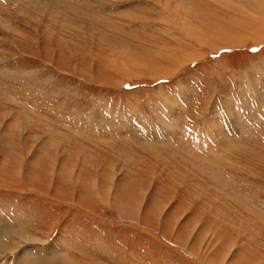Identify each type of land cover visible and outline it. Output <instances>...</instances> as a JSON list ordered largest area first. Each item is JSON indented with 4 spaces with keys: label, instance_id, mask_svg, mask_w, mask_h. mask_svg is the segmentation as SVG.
<instances>
[{
    "label": "rangeland",
    "instance_id": "obj_1",
    "mask_svg": "<svg viewBox=\"0 0 264 264\" xmlns=\"http://www.w3.org/2000/svg\"><path fill=\"white\" fill-rule=\"evenodd\" d=\"M260 21L264 0H0V264H264Z\"/></svg>",
    "mask_w": 264,
    "mask_h": 264
},
{
    "label": "bare ground",
    "instance_id": "obj_2",
    "mask_svg": "<svg viewBox=\"0 0 264 264\" xmlns=\"http://www.w3.org/2000/svg\"><path fill=\"white\" fill-rule=\"evenodd\" d=\"M158 1V0H157ZM159 1H161V0H159ZM160 4V3H159ZM186 4V3H185ZM161 5V4H160ZM163 6V5H162ZM189 6V5H188ZM164 7V6H163ZM186 7V6H185ZM45 8V7H44ZM234 8V7H233ZM187 10V9H186ZM186 10L184 9V7H182L181 5H176V7H173V9H170L169 11L172 13V17L174 16V19L176 20V22L177 23H179L178 25L181 27V29L182 30H186L187 32L186 33H188V31H190L191 33H197L200 37L201 36H206V35H208L209 34V36H210V34H213V36H212V39H214V40H218L219 42H232V43H237V44H239V45H242L241 44V41L238 39V40H234V39H231V38H229L228 37V35L226 36V35H224L225 33L224 32H222L223 30H221L220 28H218V26L217 25H215V24H212V23H210L207 19H203L204 20V22L202 23V25L200 26V28H202L201 30L200 29H198L199 27H197V26H195V22H198V24L200 23V21H198V20H193V18H187V14H189V13H186ZM191 10V9H190ZM228 10V9H227ZM45 11V10H44ZM194 11V10H193ZM191 12V11H190ZM196 13V12H195ZM255 19V18H254ZM253 19V20H254ZM257 19H262L260 16L259 17H257ZM251 20H252V18H251ZM239 21V20H238ZM256 21V20H255ZM254 21V22H255ZM93 23V22H92ZM217 23H218V21H217ZM222 23V22H221ZM241 23V22H240ZM247 23V22H246ZM227 24V23H226ZM253 24V23H252ZM260 24H264L263 22H261L260 21ZM260 24H258V25H260ZM65 25V24H64ZM89 25V24H88ZM200 25V24H199ZM212 26V28H209V26ZM243 25V24H242ZM245 25V24H244ZM223 26V25H222ZM235 26H237V25H235ZM249 26V25H248ZM264 26V25H263ZM259 27V26H258ZM262 27V26H261ZM249 28H251V27H249ZM260 28V27H259ZM259 28H257V29H259ZM252 29V28H251ZM247 31V30H246ZM245 31V32H246ZM252 31H254V29L252 30ZM252 31H249V33L250 32H252ZM257 31V30H256ZM255 31V32H256ZM259 31V30H258ZM205 32H206V34H205ZM264 32V31H263ZM229 33V32H228ZM240 33V32H239ZM247 34H248V32H246ZM261 33V32H260ZM189 34V33H188ZM205 34V35H204ZM255 35V34H254ZM194 36H195V34H194ZM246 36V35H245ZM262 36V35H261ZM260 36V37H261ZM239 37H241V36H239ZM238 37V38H239ZM243 37V36H242ZM250 37V36H249ZM252 37V36H251ZM254 37V36H253ZM232 38H234V37H232ZM255 38V37H254ZM202 44H204V41L203 42H201ZM115 48V47H114ZM170 54V53H169ZM119 56H120V54H119ZM122 56V55H121ZM173 55H169V56H167V58H169V59H171V57H172ZM174 57V56H173ZM177 58V57H176ZM180 58V57H179ZM108 60V59H107ZM168 60V59H167ZM174 60V59H173ZM178 60V59H177ZM170 61H172V60H170ZM122 62V61H121ZM124 62V61H123ZM142 62V61H141ZM179 62V61H178ZM143 64H144V62H143ZM143 64H141V63H135L133 66H132V64H131V72H132V74H134L135 73V71L136 70H139L140 69V67H142V68H149V66L147 65V64H145V66L143 65ZM114 66V65H113ZM115 67V66H114ZM116 68H117V66H116ZM123 68H126V67H124L123 66ZM123 68H121L120 67V69L122 70ZM155 70H156V68H155ZM2 115V114H1ZM176 119V118H175ZM222 138H223V136H221ZM224 138H226L225 136H224ZM219 139V138H218ZM25 239V238H24ZM26 241H28V240H26ZM67 260V259H66ZM69 261H71V260H69Z\"/></svg>",
    "mask_w": 264,
    "mask_h": 264
},
{
    "label": "crops",
    "instance_id": "obj_3",
    "mask_svg": "<svg viewBox=\"0 0 264 264\" xmlns=\"http://www.w3.org/2000/svg\"><path fill=\"white\" fill-rule=\"evenodd\" d=\"M5 218H6V217H5ZM9 219H10V218H9ZM9 219H8V218H6V221H10V220H11V219H10V220H9Z\"/></svg>",
    "mask_w": 264,
    "mask_h": 264
},
{
    "label": "snow or ice",
    "instance_id": "obj_4",
    "mask_svg": "<svg viewBox=\"0 0 264 264\" xmlns=\"http://www.w3.org/2000/svg\"><path fill=\"white\" fill-rule=\"evenodd\" d=\"M126 88L129 87L128 85L125 86Z\"/></svg>",
    "mask_w": 264,
    "mask_h": 264
}]
</instances>
